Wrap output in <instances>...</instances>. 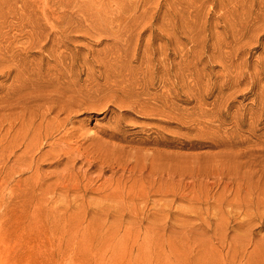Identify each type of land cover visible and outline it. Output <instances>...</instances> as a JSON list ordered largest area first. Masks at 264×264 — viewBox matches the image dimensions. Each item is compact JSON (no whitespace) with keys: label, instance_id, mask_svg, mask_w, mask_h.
<instances>
[{"label":"rangeland","instance_id":"rangeland-1","mask_svg":"<svg viewBox=\"0 0 264 264\" xmlns=\"http://www.w3.org/2000/svg\"><path fill=\"white\" fill-rule=\"evenodd\" d=\"M0 264H264V0H0Z\"/></svg>","mask_w":264,"mask_h":264}]
</instances>
